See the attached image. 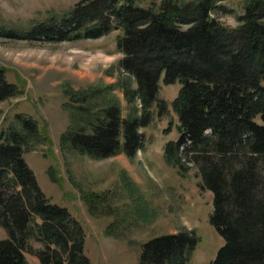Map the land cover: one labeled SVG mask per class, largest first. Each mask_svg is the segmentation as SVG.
<instances>
[{"label":"trees","instance_id":"16d2710c","mask_svg":"<svg viewBox=\"0 0 264 264\" xmlns=\"http://www.w3.org/2000/svg\"><path fill=\"white\" fill-rule=\"evenodd\" d=\"M220 1L80 0L28 28L1 25L0 37L57 42L123 31L121 68L137 84L125 85V94L140 101L143 113L124 118L118 101H105L90 130L77 119L64 141L98 159L135 157L145 147L141 128L150 124L151 108L170 111L161 80L179 82L171 105L180 137L166 144L165 158L183 172L193 163L201 186L213 193L211 223L224 244L211 264H264V0H246L236 27L214 16ZM17 93L0 66V102ZM87 111L82 105L75 113L88 118ZM18 117L21 130L0 137V225L8 233L0 240V264H27V253L41 264H94L84 226L50 201L24 157L31 138L40 143L38 122ZM197 242L186 229L153 238L138 264H188Z\"/></svg>","mask_w":264,"mask_h":264},{"label":"rangeland","instance_id":"374dc122","mask_svg":"<svg viewBox=\"0 0 264 264\" xmlns=\"http://www.w3.org/2000/svg\"><path fill=\"white\" fill-rule=\"evenodd\" d=\"M79 1L0 0V26L28 28L63 15ZM245 3L221 0L214 16L236 27ZM122 34L114 30L96 39L57 42L0 37V66L18 87L16 95L0 102V137L21 130L18 115L38 122L40 143L33 145L27 135L24 157L50 201L68 208L84 226L86 254L94 264H138L145 243L185 229L198 238L188 264H211L224 244L211 223L213 193L201 186L193 163L187 162L189 170L183 172L165 158L166 144L180 137L171 105L179 82L161 80L160 97L170 111L160 115L156 105L151 108V122L141 128L145 147L135 157L121 152L98 159L64 141L77 119L83 118L79 124L90 130L105 101H118L124 118L143 113L140 101L125 94V85L136 89L137 84L121 68L124 55L117 40ZM82 105L90 109L88 118L75 113ZM7 237L0 225V240ZM32 245L41 247L34 240ZM27 257V264H41L35 255Z\"/></svg>","mask_w":264,"mask_h":264}]
</instances>
